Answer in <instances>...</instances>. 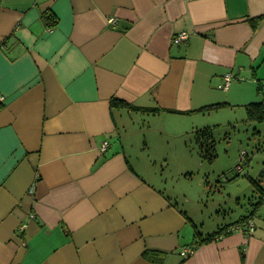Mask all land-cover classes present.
<instances>
[{
  "label": "crops",
  "instance_id": "0c3cea01",
  "mask_svg": "<svg viewBox=\"0 0 264 264\" xmlns=\"http://www.w3.org/2000/svg\"><path fill=\"white\" fill-rule=\"evenodd\" d=\"M0 93V264H264V204L183 255L193 221L149 151L264 104V0H0Z\"/></svg>",
  "mask_w": 264,
  "mask_h": 264
},
{
  "label": "rangeland",
  "instance_id": "374dc122",
  "mask_svg": "<svg viewBox=\"0 0 264 264\" xmlns=\"http://www.w3.org/2000/svg\"><path fill=\"white\" fill-rule=\"evenodd\" d=\"M243 111L226 107L201 114L208 122L202 128H210L216 142L213 161L201 159L194 133H183L180 142L168 137L149 150L160 187L204 236L251 213L249 203L264 192V133L261 125L246 122Z\"/></svg>",
  "mask_w": 264,
  "mask_h": 264
},
{
  "label": "trees",
  "instance_id": "16d2710c",
  "mask_svg": "<svg viewBox=\"0 0 264 264\" xmlns=\"http://www.w3.org/2000/svg\"><path fill=\"white\" fill-rule=\"evenodd\" d=\"M51 21L54 24V20L52 16H49L47 19ZM258 20H252L251 23L253 24L254 27H256ZM52 24V25H53ZM225 107L224 104H216V105H211L205 108L200 109L198 112L205 114L210 111H215V110H220L221 108ZM110 108L111 110H120V109H126L128 111H133V112H142V113H152V114H157L160 111L158 109H147V108H138L134 107L124 101H120L117 99H113L110 102ZM246 111V122L250 124L257 123L259 125H264V104L263 103H255L251 104L245 107ZM259 134V133H257ZM194 140L196 142V145L198 147L199 155L202 160H208V161H213L216 156V142L214 140L212 130L210 128H202L198 129L194 132ZM251 183L257 187V184L253 181L250 180ZM260 192H262L260 190ZM262 197L256 202V203H249L252 211L248 215L244 216L241 218L236 224L234 225H227L223 226L217 231L207 234V235H202L197 227L191 223L194 234H193V241H192V248L195 250L198 246L206 245L209 243L214 242L217 238L221 236H225L229 234V229L239 223L245 222L247 220H252L256 212L260 209L261 206H263L264 201H263V196L264 192H262ZM145 257L150 258L153 261H159L160 254L154 253V252H146Z\"/></svg>",
  "mask_w": 264,
  "mask_h": 264
},
{
  "label": "built area",
  "instance_id": "2783aa9c",
  "mask_svg": "<svg viewBox=\"0 0 264 264\" xmlns=\"http://www.w3.org/2000/svg\"><path fill=\"white\" fill-rule=\"evenodd\" d=\"M110 24L115 25V21L111 19ZM49 31H52V27L49 28ZM188 38H189L188 34L180 33L174 37L173 43L175 45H180L182 43L187 42ZM233 80H234V77L232 76V74H230V73L226 74L224 76V84L219 86V89L220 90H227L230 87ZM4 102H5V98L0 93V106L3 105ZM107 146H108L107 142L103 143V145L101 147V151L106 152ZM243 155H244V153H243ZM237 169H239V171H240V168H237ZM263 201H264V196H263ZM229 231H231V232L240 231L243 233L250 234V233H253L255 231V223L253 220H247L245 222L239 223V224L235 225L234 227L230 228ZM193 252H194V249L192 247H189L183 251V255L189 256V255L193 254Z\"/></svg>",
  "mask_w": 264,
  "mask_h": 264
}]
</instances>
